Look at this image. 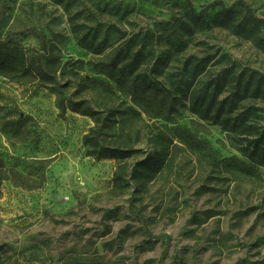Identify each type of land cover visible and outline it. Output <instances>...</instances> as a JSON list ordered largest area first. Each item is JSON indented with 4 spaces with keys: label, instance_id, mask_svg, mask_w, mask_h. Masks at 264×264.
Here are the masks:
<instances>
[{
    "label": "rangeland",
    "instance_id": "rangeland-1",
    "mask_svg": "<svg viewBox=\"0 0 264 264\" xmlns=\"http://www.w3.org/2000/svg\"><path fill=\"white\" fill-rule=\"evenodd\" d=\"M80 1L94 11L106 8V20L129 33L156 37L177 29L185 12L184 0ZM214 1L192 0L198 10ZM245 1L264 16V0ZM29 28L34 31L14 39L29 55L41 52L43 35L45 51L63 61L95 58L79 46L68 11L52 0H0V37ZM184 40L186 49L152 75L168 88L188 56L225 53L264 72V51L213 23ZM169 48L162 42L153 52L165 55ZM58 84L64 97L87 100L102 113L106 145L133 153L89 156L84 136L96 123L63 113L55 85L0 76V157L27 181L11 176L0 186V264H264V167L250 177L212 166L178 140L165 147L167 122L133 115L128 97L81 78L59 76ZM257 106L264 126V102ZM177 120L219 157L244 159L220 126L186 108Z\"/></svg>",
    "mask_w": 264,
    "mask_h": 264
},
{
    "label": "trees",
    "instance_id": "trees-1",
    "mask_svg": "<svg viewBox=\"0 0 264 264\" xmlns=\"http://www.w3.org/2000/svg\"><path fill=\"white\" fill-rule=\"evenodd\" d=\"M52 1L68 11L71 30L79 46L95 58L63 61L62 57L45 51L43 35H38L43 46L41 52L29 55L14 42L16 37L34 31L29 28L0 37V76L32 81L42 86L55 85L59 93L57 106L63 113L71 110L90 117L96 123L84 136L89 156L96 160L121 159L131 156L133 151L104 143V132L100 126L104 124L105 117L87 100L64 97L62 89L65 86L58 84L59 76L81 78L97 89L120 93L130 99L133 115L145 114L151 120L166 121L165 128L169 132L161 133L165 147L178 140L202 154L212 166L226 171L236 170L250 177L259 175L258 168L264 167V126L260 125V107L257 104L264 102V72L235 61L225 53L219 58L213 53L202 58L188 56L184 60L183 71L176 75L171 88L152 77L153 74L164 73L171 60L186 49V36H194L197 29H204L211 23L251 41L264 51V16L245 0H236L231 5L218 0L200 10L192 0H184V15L176 20L177 29L173 28L166 37H156L153 32L129 33L106 20V8L98 12L80 0ZM211 11L215 13L210 20ZM162 42L170 48L165 55H156L153 49ZM83 72L92 76H82ZM183 108L232 134L244 159L219 157L207 139L198 137L178 122L177 116ZM154 162L158 164L159 160ZM11 176H15L14 180L21 185L27 183L22 173L9 171L0 157V186ZM121 178L117 172L115 180L118 186H122Z\"/></svg>",
    "mask_w": 264,
    "mask_h": 264
}]
</instances>
